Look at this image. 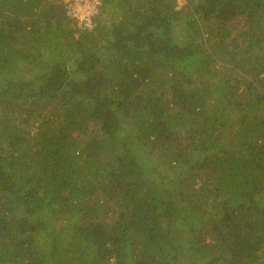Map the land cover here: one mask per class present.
<instances>
[{
  "label": "trees",
  "instance_id": "trees-1",
  "mask_svg": "<svg viewBox=\"0 0 264 264\" xmlns=\"http://www.w3.org/2000/svg\"><path fill=\"white\" fill-rule=\"evenodd\" d=\"M66 5L0 0V264H264V0Z\"/></svg>",
  "mask_w": 264,
  "mask_h": 264
},
{
  "label": "built area",
  "instance_id": "built-area-1",
  "mask_svg": "<svg viewBox=\"0 0 264 264\" xmlns=\"http://www.w3.org/2000/svg\"><path fill=\"white\" fill-rule=\"evenodd\" d=\"M66 2L68 16L76 19L80 27L90 28L94 15L98 13L99 0H67Z\"/></svg>",
  "mask_w": 264,
  "mask_h": 264
},
{
  "label": "rangeland",
  "instance_id": "rangeland-1",
  "mask_svg": "<svg viewBox=\"0 0 264 264\" xmlns=\"http://www.w3.org/2000/svg\"><path fill=\"white\" fill-rule=\"evenodd\" d=\"M66 1H67V0H64V2H66ZM177 2H178V8L185 4V0H177ZM66 3H67V2H66ZM240 25H241V24H240ZM240 25L238 24V27H239ZM75 36H78V34L75 33ZM202 37H203V39H207V35H203Z\"/></svg>",
  "mask_w": 264,
  "mask_h": 264
}]
</instances>
